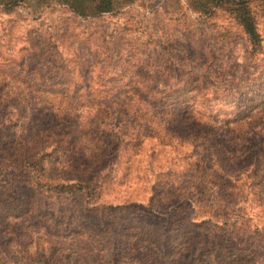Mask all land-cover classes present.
I'll use <instances>...</instances> for the list:
<instances>
[{"label":"trees","instance_id":"16d2710c","mask_svg":"<svg viewBox=\"0 0 264 264\" xmlns=\"http://www.w3.org/2000/svg\"><path fill=\"white\" fill-rule=\"evenodd\" d=\"M138 1L0 0V7L62 6L97 18ZM184 1L201 18L229 14L251 56L262 52L253 7L264 18V0ZM171 58L185 80L154 74L142 77L147 87L98 100L53 76L41 79L30 64L24 84L32 86L0 91V264H264V168L247 147L256 138L264 144V106L239 104L230 116H214L217 95L234 101L237 93L212 90L210 72L193 76L195 54L177 48ZM169 81L182 85L159 88ZM34 110L51 112L63 128L36 131ZM177 119L210 131L175 132ZM167 150L176 168H162ZM233 161L247 165L239 179L223 170Z\"/></svg>","mask_w":264,"mask_h":264},{"label":"rangeland","instance_id":"374dc122","mask_svg":"<svg viewBox=\"0 0 264 264\" xmlns=\"http://www.w3.org/2000/svg\"><path fill=\"white\" fill-rule=\"evenodd\" d=\"M30 6L25 4L11 13L0 7L1 92L32 86L24 84L32 79L24 65L30 64L41 79L53 76L56 83H63L70 90L88 91L98 100V96L105 97L113 90L147 87L142 77L155 74L163 78L162 81L169 78V74L182 77L185 72L177 71L171 56L174 57L177 48H183L198 58L197 65L191 66L193 76H199L201 70L204 74L210 72L215 84L212 90L233 89L238 95L231 101L218 94L217 100L211 103L214 116L220 119L230 116L239 104L264 106V46L258 56L252 57L246 36L225 12L219 11L209 19L201 18L184 0L180 5L172 0H139L119 13L97 18L80 17L62 6L35 11ZM253 8L264 38V18L258 6ZM51 62L62 69L49 71L47 64ZM185 71L189 73V70ZM184 77L183 80L186 75ZM181 85L169 81L160 84L159 88H179ZM238 97L239 102H235ZM30 117L36 131L59 126L52 113L46 110H34ZM177 120L173 126L175 132L186 135L210 131L206 126H193L189 120ZM217 133L221 136L222 131ZM70 135L79 136L75 126L71 127ZM259 141L256 138L247 147L253 148L252 157L259 154V165L263 169L264 144ZM167 151L159 158L162 168H176L174 153ZM169 155L168 162H164ZM222 164L231 179H239L247 168L235 161ZM68 179L75 182L84 177L71 175ZM246 212L253 215L251 209ZM203 216L201 213L197 219Z\"/></svg>","mask_w":264,"mask_h":264}]
</instances>
